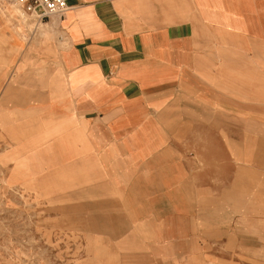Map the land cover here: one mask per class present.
I'll list each match as a JSON object with an SVG mask.
<instances>
[{
    "label": "crops",
    "instance_id": "crops-1",
    "mask_svg": "<svg viewBox=\"0 0 264 264\" xmlns=\"http://www.w3.org/2000/svg\"><path fill=\"white\" fill-rule=\"evenodd\" d=\"M34 27L6 44L45 70L10 158L62 228L116 264H264V0H69Z\"/></svg>",
    "mask_w": 264,
    "mask_h": 264
},
{
    "label": "rangeland",
    "instance_id": "rangeland-1",
    "mask_svg": "<svg viewBox=\"0 0 264 264\" xmlns=\"http://www.w3.org/2000/svg\"><path fill=\"white\" fill-rule=\"evenodd\" d=\"M0 13V264H116L106 250L92 242H79L78 235L62 228L60 214L48 213L46 204L28 191L24 167L10 158L17 147L16 133L31 127L40 116L34 100L45 70L39 71L36 57L23 67L20 51L11 57L6 44L14 35L23 36L20 22ZM26 17L34 30L36 22L46 23L50 16L43 21ZM41 29L38 26V43L60 42L57 31L46 27L48 32L41 35ZM249 262L256 264L253 259Z\"/></svg>",
    "mask_w": 264,
    "mask_h": 264
},
{
    "label": "built area",
    "instance_id": "built-area-1",
    "mask_svg": "<svg viewBox=\"0 0 264 264\" xmlns=\"http://www.w3.org/2000/svg\"><path fill=\"white\" fill-rule=\"evenodd\" d=\"M20 5L26 12L35 13L44 20L51 15H61L68 9L69 0H11Z\"/></svg>",
    "mask_w": 264,
    "mask_h": 264
},
{
    "label": "bare ground",
    "instance_id": "bare-ground-1",
    "mask_svg": "<svg viewBox=\"0 0 264 264\" xmlns=\"http://www.w3.org/2000/svg\"><path fill=\"white\" fill-rule=\"evenodd\" d=\"M14 3V4H13ZM13 1H7V0H0V11L6 16H9L11 18H15L20 22V33L24 36H28V31H31V25L28 23L27 15H33L36 16L35 13H27L20 5ZM1 14V13H0ZM35 28V27H34Z\"/></svg>",
    "mask_w": 264,
    "mask_h": 264
}]
</instances>
